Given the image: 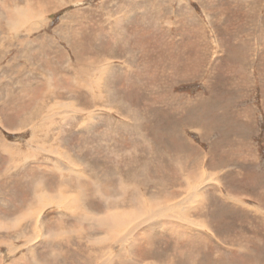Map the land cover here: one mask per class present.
I'll return each mask as SVG.
<instances>
[{
	"label": "rangeland",
	"instance_id": "1",
	"mask_svg": "<svg viewBox=\"0 0 264 264\" xmlns=\"http://www.w3.org/2000/svg\"><path fill=\"white\" fill-rule=\"evenodd\" d=\"M42 44L67 61H36ZM80 55L94 63L77 77ZM76 182L85 209L66 206ZM34 189L49 196L27 220ZM140 195L174 206L142 227ZM114 204L121 230L74 218ZM99 252L104 264H264V0H0V264H101Z\"/></svg>",
	"mask_w": 264,
	"mask_h": 264
},
{
	"label": "bare ground",
	"instance_id": "2",
	"mask_svg": "<svg viewBox=\"0 0 264 264\" xmlns=\"http://www.w3.org/2000/svg\"><path fill=\"white\" fill-rule=\"evenodd\" d=\"M3 5V4H2ZM77 5V4H76ZM4 6H5V4H4ZM16 11V10H15ZM17 12V11H16ZM10 13V12H9ZM14 13V12H13ZM12 13V15L10 16V19H8L9 20V25L11 26V23L13 22V21H16V20H18L21 16L20 15H15V13L13 14ZM3 14V13H2ZM17 14H19V13H17ZM35 16H37L38 18H41L42 16L40 15V14H37V15H35ZM41 16V17H40ZM23 17V16H22ZM21 17V18H22ZM116 24V23H115ZM117 25V24H116ZM115 27V26H114ZM71 30V34L73 35L74 33L73 32H75L73 29H70ZM103 32V31H102ZM99 35H100V33H98ZM110 34V33H109ZM104 35V34H103ZM75 36V35H74ZM69 40V39H68ZM72 40V39H71ZM27 42H23L22 43V46H24L25 44H26ZM45 43V42H44ZM75 43V42H74ZM88 43V42H87ZM83 45V44H82ZM90 45V44H89ZM52 46H54V45H51V46H46V45H44V44H42V46L41 47H38V49L37 50H35V51H37L34 55H32V57L36 60V61H38V62H41L42 63V65H44V66H46L48 69H50V67L49 66H47L46 64H45V60H44V58L42 57V55H41V51L43 50L44 52L46 51L49 55H51L50 56V59H52V60H54V59H58V61H59V63H62V61H67V59H68V54H67V50H65V51H61V50H55V49H52L51 47ZM73 51H74V53L76 54V56H77V59H78V54L80 53V51L78 50V48H77V46L76 45H74L73 44ZM25 47V46H24ZM79 47H80V45H79ZM123 47V46H122ZM81 48H83L82 46H81ZM31 49V48H30ZM84 49V48H83ZM85 49H86V47H85ZM96 49V48H95ZM33 50V48L31 49V51ZM83 51V50H82ZM59 53L61 54V58H59ZM87 53V52H86ZM99 53V52H98ZM80 54H82V53H80ZM110 54H113V53H110ZM85 55V54H84ZM83 55V56H84ZM93 55V54H92ZM95 56H96V54H94ZM80 57H81V55H80ZM27 58V57H26ZM67 58V59H66ZM88 58V57H87ZM98 57H96V59H97ZM30 59V58H29ZM82 59H85V58H82L81 57V59H80V61H78V60H76L77 62H80V63H82V62H84L85 63V65H84V67H83V69L80 71V70H78V68L77 69H75V74L77 75V77L79 76V75H81V76H85V75H87V74H89L90 73V65H92L91 63L93 62L94 63V61H92V60H82ZM93 59V58H92ZM96 61V60H95ZM98 61V60H97ZM76 62V63H77ZM97 63V62H96ZM52 64H54V63H52ZM83 65V64H82ZM100 67V66H99ZM101 68V67H100ZM105 68H106V66H105ZM89 70V71H88ZM58 71V70H57ZM97 71V70H96ZM107 71V70H106ZM108 71H110V70H108ZM93 72H95V71H93ZM30 73V72H29ZM50 73L52 74V72L50 71ZM60 73V72H59ZM107 73V72H106ZM111 73V72H110ZM60 74H62V73H60ZM64 75V74H63ZM63 77V76H62ZM100 78H101V76H100ZM103 78V77H102ZM64 80H66V79H64ZM97 80V79H96ZM127 80V79H126ZM63 82V81H62ZM66 82H67V80H66ZM65 82V83H66ZM72 82V81H71ZM93 82V81H92ZM68 83H69V81H68ZM90 83V82H89ZM97 83V82H96ZM131 83V82H130ZM70 84V83H69ZM100 84H102L101 82H100ZM85 85H87V84H85ZM67 86V85H66ZM74 86V85H73ZM99 86V85H98ZM63 87V86H62ZM65 87V86H64ZM67 88V87H66ZM80 88V87H79ZM51 89H53V88H51ZM88 89V88H87ZM57 90V89H56ZM59 90H61V89H59ZM69 90V89H68ZM93 90V89H92ZM97 90V89H96ZM103 90V89H102ZM74 91V93H75V90H73ZM87 91H89V94H90V96H91V99H92V101L94 100H98L99 102L103 99V91L101 92V93H99V94H95V92L93 91H91L90 89H88ZM68 92V91H67ZM75 94H77V93H75ZM105 95H107V94H105ZM62 96V95H61ZM64 96V95H63ZM51 97V96H50ZM109 97H111V96H109ZM89 99V98H88ZM95 101V102H96ZM115 103V102H114ZM60 104V103H59ZM89 104V103H88ZM91 104V103H90ZM42 106V105H41ZM48 107H49V111H51V110H54L55 108H53V106H56V104H54V105H47ZM59 106H61V105H59ZM67 106V105H66ZM119 106V105H118ZM117 105L116 106H114V107H118ZM57 107V106H56ZM64 107V106H63ZM43 108L44 107H38L34 112H33V114L32 115H29V116H27L28 118H34L36 115H38V114H41L42 113V111H43ZM121 108V107H120ZM31 112V113H32ZM30 113V114H31ZM37 117V116H36ZM135 118V117H134ZM33 132V131H32ZM34 133V132H33ZM48 133V132H47ZM35 134V133H34ZM33 135V134H32ZM34 136V135H33ZM33 141H34V139H33ZM152 151V150H151ZM59 152V151H58ZM62 156V155H61ZM65 157L69 160H71V158H69V155L66 153V155H65ZM130 158V157H129ZM60 166V165H59ZM146 166V165H145ZM61 170H64L63 168H60ZM65 171V170H64ZM71 170L70 169H68V171L67 172H70ZM72 174V173H71ZM74 175V174H73ZM192 177H194V175H192ZM79 178V177H78ZM70 181L71 182H73L74 181V179H70ZM69 181V182H70ZM76 186L77 187H79L81 190L79 191V194H78V196H77V198L73 201L72 199L71 200H69L68 202H66V206L68 207V208H72V206L74 205V204H78V200H79V197H81L82 199L81 200H83V203L81 204L82 205V209H85L86 208V206H85V202L87 201V199H88V197L89 196H91L89 193H87L84 189H86L87 190V186L88 185H81L79 182H76ZM129 186V185H128ZM35 190V192L37 193L36 195H35V197H34V199H35V201H34V204L28 209L29 210V216H28V218H27V220L30 218V217H33V216H35V213H36V211H35V209L38 211L41 207L43 208V207H45L46 206V203H45V196H49V195H46V194H44V193H38L37 191H39V189H34ZM92 191H95V192H98V193H101V196L103 195V192L104 191H101L99 188H96V189H93ZM67 196H69V195H67ZM59 197H60V199L61 200H63V199H68V197H66L65 195H63V194H61V195H59ZM44 199V200H43ZM49 199H51V198H49ZM60 199L59 198H57L56 200H58V201H60ZM84 199H86V200H84ZM186 201L188 200V199H185ZM47 201V200H46ZM23 202L25 203V200H23ZM63 202V201H62ZM80 202V201H79ZM156 203V202H155ZM164 204L163 205H161V203L160 204H158L156 207L157 208H155V207H153V204L154 203H151L150 205L148 204V201L143 197V196H141L140 195V197L139 198H135L132 202H131V206L133 207V209L131 210V211H134V213H135V216L134 217H132V219L133 220H135V223H138L139 222V224H140V226H145L146 227V225H148L149 226V224H151V223H153L154 222V218H156V217H158V216H160V215H163V213L166 211V209H168V208H170L171 206H174V205H172V204H167V203H165V202H163ZM155 205V204H154ZM63 206H65V205H63ZM65 206V207H66ZM75 207V206H74ZM81 207V206H80ZM113 207H117V204H114V205H111V206H109L108 207V209H110L111 208V210H110V214H108V216H107V218L106 217H98V218H96L95 216H92V214L91 215H86L85 216V213L84 212H82V210H80L81 211V213H80V211L79 210H77V211H79V212H77V213H75V217L74 218H76V219H80V217L83 219V221H85L87 224H88V228L89 229H86V230H89L90 231V229L93 231V233H95V232H103V231H105V230H108V229H114V230H121L122 228H124L123 226H125L126 224H127V219H121V218H119V216L115 213L116 212V210L113 208ZM122 207V206H121ZM41 208V209H42ZM76 208V207H75ZM88 210V209H87ZM72 211V210H71ZM70 211V212H71ZM75 211V210H74ZM73 211V212H74ZM113 211H115V212H113ZM136 213H139V216H137V214ZM141 213V214H140ZM144 215H146V217H143ZM37 220V219H36ZM81 220V219H80ZM82 221V222H83ZM30 224H31V222H30ZM91 224V225H90ZM201 227V226H200ZM135 229V228H134ZM121 233H124V239L125 238H127V239H125L124 241L125 242H128V243H131L132 242V239L133 238H128L127 237V234L129 233L128 231H122V232H119V234L118 235H120V237H121V239H122V234ZM133 233H135V232H133ZM85 234H87V233H85ZM88 235V234H87ZM122 235V236H121ZM181 235V234H180ZM23 237H26V235H23ZM88 237V236H87ZM115 237V236H114ZM116 238L118 239L119 238V236H117L116 235ZM94 239H96V238H94ZM120 239V240H121ZM150 239V238H149ZM98 239H96L94 242L95 243H100V242H98L97 241ZM123 240V239H122ZM151 242V241H150ZM112 243H114V242H112ZM95 245V244H94ZM100 245V244H99ZM111 245V244H110ZM114 245V244H113ZM97 246V245H96ZM101 246V245H100ZM108 246V245H107ZM11 247V246H10ZM90 247V246H89ZM92 247V246H91ZM150 248V247H149ZM146 252V251H145ZM103 253V252H102ZM102 253H100L99 252V254L100 255H97L96 256V259H98V261L100 262L101 261V264H104V262H105V256L104 255H102ZM106 253V252H105ZM106 254H108V253H106ZM122 253H120V255H121ZM104 258V259H103ZM111 263V260L110 261H108V262H106L105 264H110ZM246 263V262H245ZM248 264V263H247Z\"/></svg>",
	"mask_w": 264,
	"mask_h": 264
}]
</instances>
